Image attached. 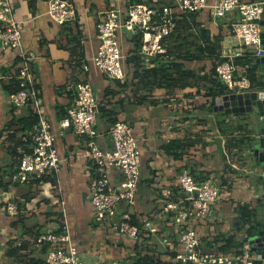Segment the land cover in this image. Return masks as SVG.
<instances>
[{
	"label": "crops",
	"instance_id": "0c3cea01",
	"mask_svg": "<svg viewBox=\"0 0 264 264\" xmlns=\"http://www.w3.org/2000/svg\"><path fill=\"white\" fill-rule=\"evenodd\" d=\"M9 1L15 18L23 23L21 46L33 55L31 70L42 98L41 112L55 134L54 144L61 162L55 180L57 189H53L52 183L34 180L10 183V175L18 162L8 151L9 132L5 128L11 119L26 118L33 110L16 108L9 103V94L3 85H9L15 77L18 59L15 51L0 48V264H47L46 249L37 247L33 240L38 234L59 229L57 200L64 202L69 233L83 264H130L138 254L158 258L164 264H179L175 259L181 250L178 226L171 212L165 211L161 192L170 189L173 193L178 188L177 176L183 169L198 181L213 182L221 192L212 216L193 225L201 250L222 252L226 237L241 240V249L247 238L243 237L236 208L256 201V177L247 147L234 141L248 138L250 126L243 118L214 111V101L220 96H207L211 88V81L207 79L211 62L184 61V67L201 80L184 89L168 92L156 88L151 92L134 78V66L128 62L134 53L136 36L121 29L119 41L126 55L125 79L111 80L91 65L84 72L82 66L91 62L98 48L96 24L109 9L118 10L124 19L129 0H69L75 8L76 19L65 25L54 23L46 15L48 0H35L34 9L30 8L29 0ZM212 2L209 0L210 5ZM211 11L209 7L199 12L197 22L212 37H221L223 57L236 56L242 49L231 30L236 12L216 19ZM140 59L146 68L156 60ZM241 74L238 70V75ZM83 81L92 85L99 108L111 111L116 121L127 122L133 128L140 150V183L132 210L141 227L138 240L122 237L108 223L96 221L89 192L95 170L91 160L85 157L88 140L70 129L59 135V121L73 102L76 84ZM109 127L108 118L99 111L96 141L103 150L112 148ZM122 181V174L111 170V187L118 189ZM6 200L16 203L18 215H7ZM125 210L123 204L119 205L118 214ZM144 220L155 229L154 233L143 227Z\"/></svg>",
	"mask_w": 264,
	"mask_h": 264
},
{
	"label": "built area",
	"instance_id": "2783aa9c",
	"mask_svg": "<svg viewBox=\"0 0 264 264\" xmlns=\"http://www.w3.org/2000/svg\"><path fill=\"white\" fill-rule=\"evenodd\" d=\"M47 6L46 15L58 25L72 23L76 19L75 8L69 0H48ZM209 7L216 19L236 12L237 18L232 22L231 30L242 45L236 56H224L228 60L216 67L217 78L236 93L252 90L245 68H238L234 62L246 51L253 56L260 51L259 22L262 19L263 6L258 1L213 0L210 5L209 0H173V6L155 7L135 3L128 7L124 19H121L118 10H106L96 24L97 51L91 62L84 64L82 69L88 72L91 65L107 78L122 81L125 79L126 55L119 41L121 29L140 36L138 55L141 58L155 59L166 53L165 42L175 29L176 14L202 12ZM22 29L23 23L15 18L11 2L0 0V48L15 51L18 59L15 79L19 89L9 95V103L16 108L31 107L37 118L36 123L20 135L28 151L19 148L18 163L10 175L11 184H24L42 180L47 176L57 180L61 162L54 144L55 134L41 112L42 98L31 70L33 55L23 51L21 46ZM238 70L242 72L241 75H238ZM75 89L73 102L59 121V135H63L65 129H70L75 135L88 140L85 157L91 160L95 170L89 192L96 221L108 223L122 237L138 240L141 227L131 223L140 183V150L133 128L124 121L114 122L108 129L112 148L101 149L96 141L98 101L93 87L89 82L83 81L77 83ZM111 170H117L123 176L118 189L111 187ZM177 186L184 193L188 205L174 200L170 189L161 192L164 209L171 212L178 226L181 250L175 257L176 261L179 264H254L255 255L247 241L233 254L204 252L200 248V239L193 225L207 221L212 216L214 205L221 198L219 187L208 180L194 179L187 169L178 174ZM53 189H57L56 185H53ZM56 203L60 207L59 229L56 232L38 234L33 242L37 247L46 249L47 264H83L69 233L64 202L57 200ZM121 204L126 210L118 214ZM4 206L9 216H16L20 212L13 201L6 200ZM143 227L150 233L155 232L147 220L143 221Z\"/></svg>",
	"mask_w": 264,
	"mask_h": 264
},
{
	"label": "trees",
	"instance_id": "16d2710c",
	"mask_svg": "<svg viewBox=\"0 0 264 264\" xmlns=\"http://www.w3.org/2000/svg\"><path fill=\"white\" fill-rule=\"evenodd\" d=\"M248 1L257 2L258 0ZM35 2V0L28 1L31 9H34ZM129 3L130 5L142 3L147 7L162 5L173 6V0H161L159 2H152L151 0H129ZM198 13L199 12L178 13L175 15L176 26L174 31L166 39V53L158 56L156 60L152 62L154 65L151 67L146 68L144 62L138 56V50L141 45L140 36L135 37L134 53L129 57L128 62H132L135 69L133 76L137 79L138 83L142 84V87L151 92L156 88H162L168 92L170 90L184 89L202 78L198 77L195 72L186 69L183 62L206 59L212 64L207 73V79L209 82L211 81V88H209L207 96L215 98L216 96L231 92L221 81L217 80L216 76V67L220 63L228 60L221 54V37H212L209 30L197 22L196 17ZM234 63L238 68H245V75L249 79L252 88L261 85V78L256 72L254 56L251 52H244L243 55L235 59ZM3 88L9 95L16 92L19 86L15 77L10 81L9 85H3ZM106 94H108V92H106ZM99 111L102 112L104 117L108 118L110 126L116 122L115 115L111 111L103 110L102 106L99 108L98 103L96 113L98 114ZM36 121V115L31 112L28 117L16 120L11 119L6 125L5 131L9 132L8 138L10 141L8 151L17 161L20 156L19 148H22L23 151H28L19 134L30 129ZM227 124L228 128L231 129V123L228 122ZM234 142L236 145L239 143L240 146L245 145V147H248L249 144V140L246 137L242 138L239 142H236V140ZM35 181H37V183L49 182L56 185L55 179L51 176ZM173 199L184 205H188L184 193H182L179 188L174 190ZM259 206L257 201L237 206L236 213L239 215L242 229H245L246 226L249 225V230L247 231H250V225L256 220V212ZM131 223L140 225L135 216H133ZM223 240L225 241V245L222 248L223 251L220 253L228 254V251L237 252L242 244V241H239L235 237H226L223 238ZM133 260L134 261L130 264H164L160 262L158 258L154 259L144 254L135 255Z\"/></svg>",
	"mask_w": 264,
	"mask_h": 264
},
{
	"label": "water",
	"instance_id": "95a60500",
	"mask_svg": "<svg viewBox=\"0 0 264 264\" xmlns=\"http://www.w3.org/2000/svg\"><path fill=\"white\" fill-rule=\"evenodd\" d=\"M263 6L262 19L259 22L260 51L254 56L256 72L261 78V85L250 91L228 92L216 98L213 109L226 116L243 118L250 126L247 147L248 157L254 161L256 177V201L260 205L256 220L243 229L251 252L255 255L254 264H264V0H258Z\"/></svg>",
	"mask_w": 264,
	"mask_h": 264
}]
</instances>
